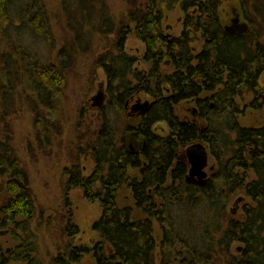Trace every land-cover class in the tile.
<instances>
[{"label": "trees", "instance_id": "obj_1", "mask_svg": "<svg viewBox=\"0 0 264 264\" xmlns=\"http://www.w3.org/2000/svg\"><path fill=\"white\" fill-rule=\"evenodd\" d=\"M71 1L74 10L84 11V4L89 9L101 0ZM128 1L126 21L113 29L116 53L99 58L107 96L87 147L94 167L87 175L78 165L67 172L68 187L81 188L86 199L100 204L92 226L100 241L91 250L67 244L52 264L78 263L88 253L95 264H219L222 257L226 264H264V123L241 125L237 102L252 92L256 99L249 106L264 107L260 35L249 28L241 34L225 31L218 16L221 0ZM162 5L168 10L178 5L183 12L179 34L163 31ZM254 10L261 15L259 6ZM48 30L40 0H0V32L8 46L0 54V101L13 103L12 90L21 83L40 107L36 125L45 119L49 124L55 114L76 46L62 47L56 62H41L23 38L48 41ZM132 31L144 43L146 71H136L138 58L123 50ZM139 93L151 99L149 109L126 114L125 103ZM159 122L167 125V134H155ZM128 134L133 137L127 143ZM205 144L216 170L204 185L189 184L186 150ZM0 147V177L7 179L0 202V264H41L31 231L35 208L27 173L11 148ZM238 190L250 201L240 218L227 210ZM65 230L68 237L78 231L72 224ZM6 235L11 243L4 247ZM233 243L241 244L237 256L231 253Z\"/></svg>", "mask_w": 264, "mask_h": 264}, {"label": "rangeland", "instance_id": "obj_2", "mask_svg": "<svg viewBox=\"0 0 264 264\" xmlns=\"http://www.w3.org/2000/svg\"><path fill=\"white\" fill-rule=\"evenodd\" d=\"M40 2L47 16L51 39L45 41L40 36L27 35L24 36L23 42L31 43V49L43 63L56 62V54L62 47L76 45L71 50L73 54L70 69L61 85L55 114L47 118L49 124L45 119L43 125H36L40 107H34L32 98L27 95L21 83L15 84L12 90L13 103L8 105L0 101V113L4 112L3 115L0 114V146L11 148L27 173L35 208L31 231L36 244V255L41 264H52V257L64 252L67 244L74 248L82 245L91 248L100 241L98 233L92 229L93 223L101 215L100 204L86 199L81 188L68 187L67 172L72 166L78 165L82 173L87 175L94 167L87 147L99 126V107L92 104V97L97 91H101L105 103L107 84L99 58L104 54L116 53L113 29L115 30L121 20L126 21L130 3L128 0H101L89 9H85L84 4V11L82 9L80 12L74 10L72 5L75 2L71 0ZM243 3L241 0H221L218 8L219 18L228 26L232 25L234 19H239L238 23L247 24L249 29L260 35L259 40L264 44V0H247ZM256 6L261 8V15L255 12ZM161 10L163 31L167 34H179L184 22L180 7L176 5L172 10H168L162 5ZM97 14L102 17L100 23L95 22L97 17L99 18ZM78 21H83L85 25L81 26ZM78 34L80 36H77ZM5 50H8L7 39L0 32V54ZM123 50L138 58L133 65L136 71L148 69V65L141 60L145 50L144 43L133 31L125 36ZM258 83L263 89L264 71ZM135 98L133 104L138 100H151L144 93H139ZM255 99L252 92L238 97L237 102L243 110L239 116L241 125L258 126L264 123V107L256 110L249 106ZM127 110L133 112L131 106ZM186 112L191 114V109L185 110L184 113ZM42 121L40 118L38 122ZM153 129L157 135L168 133L164 122L157 123ZM127 136V143L131 142L130 134ZM204 147L207 153V180L216 170V160L210 148L206 144ZM247 175L249 178L254 176L250 170ZM6 180L0 177V202L5 197ZM249 202L243 190L236 191L231 195L227 207L228 215L240 218L242 206ZM68 224L77 226L78 231L74 236L66 235ZM154 230L159 234L157 223H154ZM7 240H10L9 235L3 236L4 247L11 243ZM240 246V243H233L231 253L234 256L240 254L237 249L241 248ZM225 261L226 258L222 257L219 264H226ZM72 264H95V261L90 253L83 255L78 263Z\"/></svg>", "mask_w": 264, "mask_h": 264}, {"label": "water", "instance_id": "obj_3", "mask_svg": "<svg viewBox=\"0 0 264 264\" xmlns=\"http://www.w3.org/2000/svg\"><path fill=\"white\" fill-rule=\"evenodd\" d=\"M236 22L237 19L232 21V25L228 27V31L239 34L244 31V29L240 25L238 26V22L236 25ZM92 101L94 106L97 105L98 107H102L104 104V94L101 91H97V93L92 97ZM151 104L152 103L148 101L140 102L138 100L137 103L131 106V110L133 112L144 114L147 112ZM188 163L189 170L185 177V181L189 184H195L198 186L204 185L206 182L205 168L207 165L206 154L204 151L199 147L196 151H188Z\"/></svg>", "mask_w": 264, "mask_h": 264}, {"label": "flooded vegetation", "instance_id": "obj_4", "mask_svg": "<svg viewBox=\"0 0 264 264\" xmlns=\"http://www.w3.org/2000/svg\"><path fill=\"white\" fill-rule=\"evenodd\" d=\"M239 21V19H237V22ZM222 22V21H221ZM237 22H236V25H237ZM246 23V22H245ZM240 25V23H238V26ZM245 25V26H244ZM222 26H223V28H224V30L225 31H228V24L227 23H224V22H222ZM243 29H244V31L245 32H247V31H249L248 30V26H247V24H244L243 22H242V24L240 25ZM242 32H240L239 34H241ZM105 93H106V91H105ZM106 96H107V94H106ZM106 100V99H105ZM133 103L134 102H132V103H128V102H126L125 103V112H127V114H129V115H136V116H139V115H141V113H139V112H130V111H128L127 109H128V107L129 106H132L133 105ZM105 104V103H104ZM104 104H103V106H104ZM102 106V107H103ZM102 107H99V109L100 108H102ZM154 130V129H153ZM155 131V130H154ZM130 137L132 138L133 136L130 134ZM199 148H201L203 151H204V153L206 154V156H207V153H206V150H205V147L204 146H198ZM198 147H195V146H191V147H189L187 150H186V161L188 162V151H196L197 149H198ZM206 161H207V157H206ZM189 164V163H188ZM189 170V169H188ZM98 243V242H97ZM96 243V244H97ZM96 244H94L91 248H89L87 245H82L83 247H85L86 249H88V250H91ZM88 254H90V253H88ZM84 255H86V254H84Z\"/></svg>", "mask_w": 264, "mask_h": 264}, {"label": "bare ground", "instance_id": "obj_5", "mask_svg": "<svg viewBox=\"0 0 264 264\" xmlns=\"http://www.w3.org/2000/svg\"><path fill=\"white\" fill-rule=\"evenodd\" d=\"M249 32V31H248ZM140 101V100H139ZM144 101H148V102H150L149 100H143V101H140V102H144Z\"/></svg>", "mask_w": 264, "mask_h": 264}]
</instances>
